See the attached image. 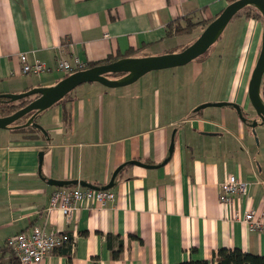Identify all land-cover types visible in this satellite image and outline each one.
Wrapping results in <instances>:
<instances>
[{
  "label": "crops",
  "instance_id": "1",
  "mask_svg": "<svg viewBox=\"0 0 264 264\" xmlns=\"http://www.w3.org/2000/svg\"><path fill=\"white\" fill-rule=\"evenodd\" d=\"M228 5L0 0V94L56 85L66 75L56 70L60 57L89 65L109 56L176 53L185 35L169 37L171 22L187 16L212 22ZM246 12L216 41L222 51L214 47L179 73L153 71L120 88L86 83L36 117L46 133L0 130V264L11 262L10 240L36 226L74 241L40 264L212 262L221 248L264 255V234L234 218L246 209L264 211V124L248 96L264 23ZM22 54L51 71L24 75ZM231 174L249 182L250 191L227 206L219 194ZM106 187L115 201L85 202L70 222L48 210L59 188ZM108 235L116 237L115 250L117 237L123 240L120 259Z\"/></svg>",
  "mask_w": 264,
  "mask_h": 264
},
{
  "label": "water",
  "instance_id": "2",
  "mask_svg": "<svg viewBox=\"0 0 264 264\" xmlns=\"http://www.w3.org/2000/svg\"><path fill=\"white\" fill-rule=\"evenodd\" d=\"M246 7H254L257 9L261 13L264 23V0H238L230 3L216 19L207 25L192 45L180 52L141 58H122L109 64H102L72 73L52 87L34 88L21 94H0V99H7L14 103L24 99L30 100L25 107L15 113L0 117V130L11 128L20 119L34 112L27 123L22 126L33 125L43 133H46L35 122L36 117L41 112L59 103L68 94L83 84L100 83L107 88H120L135 83L150 72L186 66L208 52L221 37L231 20ZM109 75L122 76L120 78H111ZM263 80L264 30L260 56L252 73L248 88L251 105L257 117L264 124ZM236 108L239 110V107L236 106ZM257 124L256 121L254 126H257ZM15 128H20V126H16ZM92 189L109 190L107 187Z\"/></svg>",
  "mask_w": 264,
  "mask_h": 264
},
{
  "label": "built area",
  "instance_id": "3",
  "mask_svg": "<svg viewBox=\"0 0 264 264\" xmlns=\"http://www.w3.org/2000/svg\"><path fill=\"white\" fill-rule=\"evenodd\" d=\"M22 73L27 76L41 75L51 71L44 62L36 60L30 62L26 54L20 56ZM88 65L79 58L69 61L60 57L56 62V70L64 74H72L85 70ZM250 183L240 180L235 175H228L221 185L219 201L224 205H231L235 197H248ZM116 195L111 190L59 188L51 197L49 211L58 210L68 222L73 218L74 212L85 202H98L107 205L115 201ZM250 231L264 234V211L246 209L239 217ZM65 245H74L72 237L66 233L48 232L44 227L36 226L30 232H23L10 240L9 246L19 261V264H40L49 255Z\"/></svg>",
  "mask_w": 264,
  "mask_h": 264
},
{
  "label": "trees",
  "instance_id": "4",
  "mask_svg": "<svg viewBox=\"0 0 264 264\" xmlns=\"http://www.w3.org/2000/svg\"><path fill=\"white\" fill-rule=\"evenodd\" d=\"M227 1L230 4V3H233V2L238 1V0H227ZM245 9H247V12H246L247 18L263 20L261 13L257 9H255L254 7H246ZM209 23H211V21L194 22L192 17L187 16V17L183 18L182 20H176L174 22H171L167 27V34L169 37L176 36V35L192 36L199 29L204 30ZM207 54H208V52H206L203 56H201L199 58L202 59ZM118 60H120V59H118V57L109 56L104 61L89 64L86 69L92 68V67H95L98 65H102V64H109V63H112V62H115ZM69 75L70 74H66L64 76V78L69 76ZM121 76L122 75H109V77H115V78H120ZM71 93L68 94L61 101L65 100L67 97H69L71 95ZM262 96L264 99V87H262ZM29 102H30L29 99H24V100H21V101L16 102V103L11 102L7 99H0V117L8 116V115L15 113L16 111L25 107ZM33 114H34V112L30 113V114L26 115L25 117H23L22 119H20L18 122H16L11 127V129H15L16 126H20L19 130L22 133H27L28 130L41 131L40 129L36 128L33 125L22 126L25 123H27V121L30 119V117ZM115 239H116V237H114L112 235L107 236L109 247L111 248L112 253H113V258L114 259H120L122 257V253H123L124 242L122 239L117 237V240H119V247L117 248V250H115V248H114ZM131 239H137V237L131 235ZM9 250L12 252V259H11L10 264H19V261L16 258L15 254L13 253V250L10 246H9ZM179 264H264V255H256V254H252V253H247V252H244L242 249H239V248H236V249L221 248L217 252L214 253V257H213L212 262H210L208 260H198V261L182 262Z\"/></svg>",
  "mask_w": 264,
  "mask_h": 264
},
{
  "label": "rangeland",
  "instance_id": "5",
  "mask_svg": "<svg viewBox=\"0 0 264 264\" xmlns=\"http://www.w3.org/2000/svg\"><path fill=\"white\" fill-rule=\"evenodd\" d=\"M197 36H198V33L192 35V36H183L182 38H180L178 40V43H179V47L176 49V52H180L182 51L183 49H185L186 47L192 45L196 40H197ZM219 43L218 44H215L210 50H209V53L210 51H212V49H214V47H218V50H219ZM218 45V46H216ZM219 51H222L221 49ZM162 71H168V72H165V73H179L180 71H183V70H180L178 68H174V69H169V70H162ZM161 73H164V72H161ZM59 82V81H58ZM57 82V83H58ZM56 83V84H57ZM264 85V84H263Z\"/></svg>",
  "mask_w": 264,
  "mask_h": 264
}]
</instances>
